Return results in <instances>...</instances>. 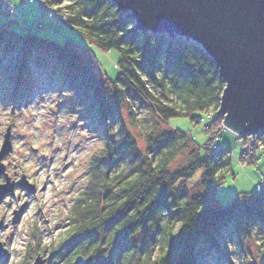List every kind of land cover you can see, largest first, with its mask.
<instances>
[{"label":"trees","instance_id":"16d2710c","mask_svg":"<svg viewBox=\"0 0 264 264\" xmlns=\"http://www.w3.org/2000/svg\"><path fill=\"white\" fill-rule=\"evenodd\" d=\"M4 1L0 14L10 18L0 24V79L9 87L8 98L16 101L25 89L28 94L36 83L32 63L45 67L51 56L56 64L50 70L78 116L104 136V146L88 160V181L69 207L65 236L52 256L61 264H233L216 237L232 229L241 249L255 226L264 231V186L239 193L226 206L209 203L231 170V152L214 144L223 129L217 112L225 82L213 59L193 41L142 33L111 0H34L86 44L119 53V75L112 81L97 75L95 54L85 43L31 33ZM13 43L20 55L7 68L2 49L14 51ZM134 96L152 118L138 138L121 117L124 102L134 110ZM204 114L210 120L206 143L169 128L172 118L196 124ZM240 138L245 144L251 139ZM258 141L249 156L243 151V159L252 163L264 155V132ZM182 155L187 164L173 169ZM199 170L200 182L189 188Z\"/></svg>","mask_w":264,"mask_h":264},{"label":"rangeland","instance_id":"374dc122","mask_svg":"<svg viewBox=\"0 0 264 264\" xmlns=\"http://www.w3.org/2000/svg\"><path fill=\"white\" fill-rule=\"evenodd\" d=\"M10 1L18 15L24 13L26 16L23 22L19 21L31 27V33L57 42L71 38L85 43L83 38L58 19H49L42 12L41 17L37 15L40 11L47 13L37 2L27 0L23 10L21 0ZM56 3L58 7L62 6L58 1ZM33 5L38 12L31 20L28 17L34 13ZM7 20L5 16H0V24ZM86 46L95 54L97 75L114 81L119 75V53L116 50L102 51L89 44ZM2 54L4 65L8 68L18 60L20 49L16 44L14 51L3 48ZM47 59L45 67L32 63L41 78H36L28 94L27 89L20 91L16 101L8 98L9 87L0 79V148L8 126H11L13 141V150L3 162L12 179L18 180L25 174L37 186L34 194H28L24 188L17 186L13 196H7L0 202V242L7 249V255L0 264H33L39 254L45 259V264H61L57 254L52 256L51 249L65 236L69 207L88 181V160L104 146V136L93 123L78 116L70 94L58 82L57 74L50 70L56 64L54 59L51 56ZM132 102L134 110L130 109V103L124 102L121 117L129 131L138 138L141 131L152 123V118L142 100L134 96ZM211 118L214 119L215 114L211 113ZM209 121L206 114L196 124L189 118L177 117L169 121V128L187 132L197 144H203L210 138V134L204 130ZM139 144L144 150V142L139 141ZM214 144L231 152V170L209 203L215 207L226 206L239 193L258 189V183L264 182V155L257 154L256 161L252 163L243 159L242 153L246 148L244 139L224 127ZM186 164V158L182 155L173 169ZM203 173V170H199L187 182L188 187L196 186ZM0 181L4 182L2 175ZM42 188L43 191L40 190ZM22 204H26L25 210L18 222L13 224L14 211ZM216 239L232 261L238 259L239 264H264V231L260 227L255 226L252 236L241 241V249L232 229L223 230ZM227 245H231L235 253ZM206 264L217 263L208 259Z\"/></svg>","mask_w":264,"mask_h":264},{"label":"water","instance_id":"95a60500","mask_svg":"<svg viewBox=\"0 0 264 264\" xmlns=\"http://www.w3.org/2000/svg\"><path fill=\"white\" fill-rule=\"evenodd\" d=\"M142 33L166 34L193 41L213 59L225 82L218 115L222 126L237 135L264 132V0H111ZM13 150L11 126L0 148V202L22 187L34 194L37 186L22 174L9 176L3 159ZM44 188L40 189L43 191ZM26 204L14 211L13 224ZM2 222H0V227ZM7 249L0 242V261ZM33 264H45L39 254Z\"/></svg>","mask_w":264,"mask_h":264},{"label":"built area","instance_id":"2783aa9c","mask_svg":"<svg viewBox=\"0 0 264 264\" xmlns=\"http://www.w3.org/2000/svg\"><path fill=\"white\" fill-rule=\"evenodd\" d=\"M26 1L27 0H21V2L23 3V7L26 5ZM34 1V0H33ZM12 8H13V10H14V18H16V19H19V18H22V14L21 15H18V11H17V9H16V7L15 6H12ZM47 17L49 18V19H54L56 16H55V12L51 9V10H49L48 12H47ZM31 69H32V73H33V75H34V79H35V81H36V78L39 76V71L37 70V68L35 67V68H33V66H31ZM249 137L251 138L249 141H248V143L246 144V148H245V151H244V154H243V156H249L250 155V153H251V149H252V147L253 146H255V145H257L258 144V139H259V137H260V133H257V134H250L249 135ZM217 147L216 146H214V149H216ZM262 186H264V182H262V183H258V189H260Z\"/></svg>","mask_w":264,"mask_h":264},{"label":"crops","instance_id":"0c3cea01","mask_svg":"<svg viewBox=\"0 0 264 264\" xmlns=\"http://www.w3.org/2000/svg\"><path fill=\"white\" fill-rule=\"evenodd\" d=\"M5 3L7 2V3H9L10 5H12L13 6V4L11 3V1L10 0H6V1H4ZM1 3V2H0ZM25 9V6H24V8H23V10ZM33 9H34V13L32 14V13H30V14H32V15H30L29 17H28V19H34V14L36 15V12H38V10H36V8L34 7V5H33ZM41 12H42V14H46L47 15V13L46 12H44V11H40V13H37V15L39 14V16L41 17ZM24 15V13L22 14V16ZM0 16H2V17H6L7 19L8 18H10V17H8V16H6V14H0ZM13 17L15 16V15H12ZM26 19V16L24 15V19L23 18H19V19H17V20H21L22 22L24 21Z\"/></svg>","mask_w":264,"mask_h":264},{"label":"snow or ice","instance_id":"6c2138e0","mask_svg":"<svg viewBox=\"0 0 264 264\" xmlns=\"http://www.w3.org/2000/svg\"><path fill=\"white\" fill-rule=\"evenodd\" d=\"M225 87H228V85H225ZM0 183H3V181H0ZM227 247H229V248L231 249V245H227ZM231 251H232L233 253H235V249H231ZM249 259H250V258H249ZM233 264H239L238 259H234V260H233Z\"/></svg>","mask_w":264,"mask_h":264},{"label":"bare ground","instance_id":"6f19581e","mask_svg":"<svg viewBox=\"0 0 264 264\" xmlns=\"http://www.w3.org/2000/svg\"><path fill=\"white\" fill-rule=\"evenodd\" d=\"M41 77H37V79H40Z\"/></svg>","mask_w":264,"mask_h":264}]
</instances>
